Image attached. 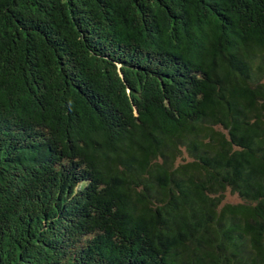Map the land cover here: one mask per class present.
Returning <instances> with one entry per match:
<instances>
[{
    "label": "trees",
    "instance_id": "obj_1",
    "mask_svg": "<svg viewBox=\"0 0 264 264\" xmlns=\"http://www.w3.org/2000/svg\"><path fill=\"white\" fill-rule=\"evenodd\" d=\"M0 264H264V0H0Z\"/></svg>",
    "mask_w": 264,
    "mask_h": 264
},
{
    "label": "rangeland",
    "instance_id": "obj_2",
    "mask_svg": "<svg viewBox=\"0 0 264 264\" xmlns=\"http://www.w3.org/2000/svg\"><path fill=\"white\" fill-rule=\"evenodd\" d=\"M226 199L228 202H232V203H235L238 201L236 196L228 194V193L226 194Z\"/></svg>",
    "mask_w": 264,
    "mask_h": 264
}]
</instances>
